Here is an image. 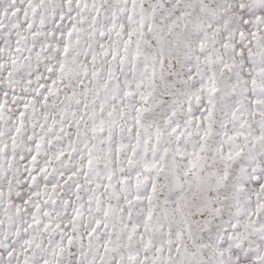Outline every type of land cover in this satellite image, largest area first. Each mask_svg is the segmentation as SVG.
Returning <instances> with one entry per match:
<instances>
[{"label":"snow or ice","instance_id":"snow-or-ice-1","mask_svg":"<svg viewBox=\"0 0 264 264\" xmlns=\"http://www.w3.org/2000/svg\"><path fill=\"white\" fill-rule=\"evenodd\" d=\"M0 264H264V0H0Z\"/></svg>","mask_w":264,"mask_h":264}]
</instances>
